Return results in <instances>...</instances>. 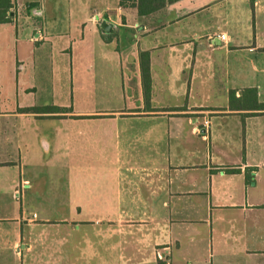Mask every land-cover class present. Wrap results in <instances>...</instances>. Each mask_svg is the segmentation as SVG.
Listing matches in <instances>:
<instances>
[{
	"label": "crops",
	"instance_id": "0c3cea01",
	"mask_svg": "<svg viewBox=\"0 0 264 264\" xmlns=\"http://www.w3.org/2000/svg\"><path fill=\"white\" fill-rule=\"evenodd\" d=\"M126 2L0 22V264H264V0Z\"/></svg>",
	"mask_w": 264,
	"mask_h": 264
},
{
	"label": "trees",
	"instance_id": "16d2710c",
	"mask_svg": "<svg viewBox=\"0 0 264 264\" xmlns=\"http://www.w3.org/2000/svg\"><path fill=\"white\" fill-rule=\"evenodd\" d=\"M171 1V0H169ZM121 5H126V0H119ZM164 0H134L130 3L136 7L137 13L139 15L148 14L154 10H157L164 5ZM12 6L11 0H0V22H6L10 20V8ZM140 67H141V78H142V87L145 100L149 102V93H150V75H149V62H148V53L142 52L140 54ZM245 91L249 92L248 98L251 100V109H264V104L258 103L256 101V90L254 88L246 89ZM234 101V92L229 91V106H233ZM70 108L60 107V106H51L44 105L40 107H26L21 108L23 112H64L68 111Z\"/></svg>",
	"mask_w": 264,
	"mask_h": 264
},
{
	"label": "built area",
	"instance_id": "2783aa9c",
	"mask_svg": "<svg viewBox=\"0 0 264 264\" xmlns=\"http://www.w3.org/2000/svg\"><path fill=\"white\" fill-rule=\"evenodd\" d=\"M217 37H219V39L224 40L225 35L224 34H220L217 35ZM206 123V121L204 122V124ZM156 256L159 260L163 261L164 264H168L169 263V258L167 255H164L163 252H161L160 250L156 251Z\"/></svg>",
	"mask_w": 264,
	"mask_h": 264
}]
</instances>
